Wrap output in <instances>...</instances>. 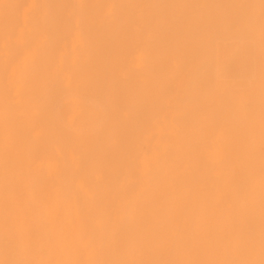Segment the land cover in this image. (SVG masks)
I'll return each mask as SVG.
<instances>
[{"label": "bare ground", "instance_id": "1", "mask_svg": "<svg viewBox=\"0 0 264 264\" xmlns=\"http://www.w3.org/2000/svg\"><path fill=\"white\" fill-rule=\"evenodd\" d=\"M0 264H264V0H0Z\"/></svg>", "mask_w": 264, "mask_h": 264}]
</instances>
